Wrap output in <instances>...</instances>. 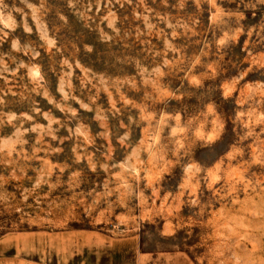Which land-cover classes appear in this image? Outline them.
Wrapping results in <instances>:
<instances>
[{
	"label": "rangeland",
	"instance_id": "1",
	"mask_svg": "<svg viewBox=\"0 0 264 264\" xmlns=\"http://www.w3.org/2000/svg\"><path fill=\"white\" fill-rule=\"evenodd\" d=\"M0 264H264V0H0Z\"/></svg>",
	"mask_w": 264,
	"mask_h": 264
}]
</instances>
